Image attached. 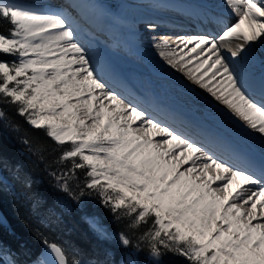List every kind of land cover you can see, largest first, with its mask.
<instances>
[{"label": "snow or ice", "instance_id": "6c2138e0", "mask_svg": "<svg viewBox=\"0 0 264 264\" xmlns=\"http://www.w3.org/2000/svg\"><path fill=\"white\" fill-rule=\"evenodd\" d=\"M222 2L236 22L219 34L164 35L155 46L170 66L186 70L264 137V94L257 99L233 63L253 57L257 41L264 44V0ZM0 20L9 25H0V101L14 105L57 144H70L59 160L71 167L51 173L60 189L77 203L96 196L117 221L131 217L132 227L152 221L140 237L146 248L121 231V250L102 249L94 264H140L141 253L151 257L147 264H165L166 254L183 264H264V163L259 171L241 167L146 109L126 104L95 71L66 12L48 10L39 0H0ZM78 170H86L83 187ZM40 235L45 252L34 258L23 243L13 250L0 240L7 264H45L41 256L48 253L52 264H79L68 246ZM98 236L107 239L102 231Z\"/></svg>", "mask_w": 264, "mask_h": 264}, {"label": "bare ground", "instance_id": "6f19581e", "mask_svg": "<svg viewBox=\"0 0 264 264\" xmlns=\"http://www.w3.org/2000/svg\"><path fill=\"white\" fill-rule=\"evenodd\" d=\"M80 1L39 0V3L51 11L73 14L79 40L110 90L126 104L146 109L164 125L209 145L241 167H255L259 171L264 163V137L248 129L231 109L190 79L186 70H178L179 65L170 66L155 46L158 33L219 34L225 25L236 22L222 0H124V3L119 0L123 4L115 16L111 10L119 2L113 7L96 0L104 6L86 8ZM80 19L86 25L84 30L77 26ZM150 24H155L156 29H151ZM224 54L230 56L226 48ZM262 58L264 44L257 41L253 57L233 59L245 85L257 99L264 94ZM215 173L214 167L209 169V174Z\"/></svg>", "mask_w": 264, "mask_h": 264}, {"label": "trees", "instance_id": "16d2710c", "mask_svg": "<svg viewBox=\"0 0 264 264\" xmlns=\"http://www.w3.org/2000/svg\"><path fill=\"white\" fill-rule=\"evenodd\" d=\"M0 25L4 30L9 27L2 20ZM0 109L5 113L0 117V207L9 221L5 225L0 220V240L13 250L23 243L34 258L44 249L42 233L50 241L68 246L70 258L79 264H94L102 249L121 250L116 247L115 239H103L91 227L87 217L95 215L110 229L124 231L133 244L139 242L146 248L147 241L140 237L151 230L152 221L136 227L131 226V217L117 221L96 196L84 197L77 203L60 189L51 175L71 167L70 161L60 163L59 160L70 144L59 145L45 130L31 126L14 105L0 101ZM85 171L76 173L80 187H83ZM72 186L75 188L76 184ZM5 255L0 251V260H5ZM138 259L140 264H147L151 257L141 253ZM163 259L165 264H183L182 258L172 254H166Z\"/></svg>", "mask_w": 264, "mask_h": 264}, {"label": "rangeland", "instance_id": "374dc122", "mask_svg": "<svg viewBox=\"0 0 264 264\" xmlns=\"http://www.w3.org/2000/svg\"><path fill=\"white\" fill-rule=\"evenodd\" d=\"M80 2H81L82 5H85L86 8H90V7L92 8V5H94V6L98 5L100 7L104 6L100 2L97 3L96 0H81ZM122 2L124 3L125 1L123 0ZM122 2L118 3L117 8L111 10L112 12H114L113 16L116 15L118 9H120V7L122 6V4H123ZM107 10H109V9H107ZM195 91H198V90L196 89ZM87 218L89 220V223H90L91 227L94 229V231L97 234H98V232L102 231V232H104L107 235V238L116 240V237H117L119 232H117V231H115L113 229H110L108 226H106L104 223H102L98 216L93 215V216H88ZM5 264H7V263L5 262Z\"/></svg>", "mask_w": 264, "mask_h": 264}, {"label": "water", "instance_id": "95a60500", "mask_svg": "<svg viewBox=\"0 0 264 264\" xmlns=\"http://www.w3.org/2000/svg\"><path fill=\"white\" fill-rule=\"evenodd\" d=\"M0 220H1V222H3L6 225L9 224V221H8L7 217L5 216V214H4L3 210L1 209V207H0ZM42 252H45V249H43L41 251V253ZM42 259L44 260V262L46 264H52V262H54V260H55L54 256L51 255L50 253H48L46 255H42Z\"/></svg>", "mask_w": 264, "mask_h": 264}]
</instances>
